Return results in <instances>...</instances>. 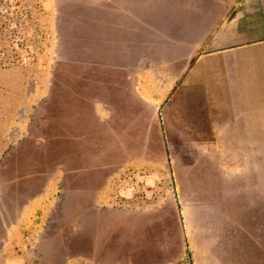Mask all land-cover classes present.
<instances>
[{"label":"rangeland","instance_id":"obj_1","mask_svg":"<svg viewBox=\"0 0 264 264\" xmlns=\"http://www.w3.org/2000/svg\"><path fill=\"white\" fill-rule=\"evenodd\" d=\"M102 1L0 0V264H264V142L218 125L209 56L118 62ZM191 200L225 205L192 244Z\"/></svg>","mask_w":264,"mask_h":264},{"label":"crops","instance_id":"obj_2","mask_svg":"<svg viewBox=\"0 0 264 264\" xmlns=\"http://www.w3.org/2000/svg\"><path fill=\"white\" fill-rule=\"evenodd\" d=\"M97 22L98 27L121 33L117 38L119 45L114 48L122 57L118 62L123 64L143 63L152 58L156 52L146 53L147 47L162 48L166 63L209 56L210 76L216 87L213 94L225 97V107L217 114L218 125L236 129L235 133L244 129L245 133L238 137L245 140H238L240 143L264 142L260 136L264 129V0H103L97 9ZM215 66L221 76L213 72ZM177 74L166 78L173 81L172 95L176 91L180 98L183 82ZM187 105L186 100L178 103L176 108L184 113L177 116L180 123L167 125L176 131L185 130L198 143H211L204 133H194ZM181 205L188 212H183ZM201 205L194 200L180 203L190 244L196 230L201 235L209 233L214 228L211 225L224 215L223 204L213 206L215 211H210L207 204L206 211V206Z\"/></svg>","mask_w":264,"mask_h":264}]
</instances>
